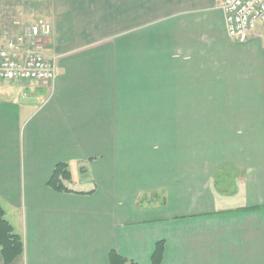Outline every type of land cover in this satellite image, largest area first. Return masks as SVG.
I'll return each instance as SVG.
<instances>
[{"label": "crops", "instance_id": "crops-1", "mask_svg": "<svg viewBox=\"0 0 264 264\" xmlns=\"http://www.w3.org/2000/svg\"><path fill=\"white\" fill-rule=\"evenodd\" d=\"M39 20L56 79L0 81L12 264H264V36L220 0H0V48Z\"/></svg>", "mask_w": 264, "mask_h": 264}, {"label": "built area", "instance_id": "built-area-1", "mask_svg": "<svg viewBox=\"0 0 264 264\" xmlns=\"http://www.w3.org/2000/svg\"><path fill=\"white\" fill-rule=\"evenodd\" d=\"M220 1L231 40L243 44L264 36V0ZM50 33V25L39 20L9 39L0 48V81L53 82L55 64L45 58L40 46Z\"/></svg>", "mask_w": 264, "mask_h": 264}, {"label": "trees", "instance_id": "trees-1", "mask_svg": "<svg viewBox=\"0 0 264 264\" xmlns=\"http://www.w3.org/2000/svg\"><path fill=\"white\" fill-rule=\"evenodd\" d=\"M71 181V175L66 164H60L55 169L53 176L49 182V186L56 191H67L65 182ZM0 248L3 258V264H12L16 259L24 254V242L22 237L17 234L13 226L6 219L5 210L0 204ZM163 244H158L154 257L155 264H159ZM111 262L114 264L116 260L118 264H135L127 260L119 258L114 252L110 256Z\"/></svg>", "mask_w": 264, "mask_h": 264}, {"label": "rangeland", "instance_id": "rangeland-1", "mask_svg": "<svg viewBox=\"0 0 264 264\" xmlns=\"http://www.w3.org/2000/svg\"><path fill=\"white\" fill-rule=\"evenodd\" d=\"M46 23H48L47 21H46ZM49 24V23H48ZM50 25V24H49ZM50 27H51V25H50ZM51 32H52V27H51ZM50 35H51V33H50ZM49 35V36H50ZM48 36V37H49ZM47 38V37H46ZM56 71H57V68H56ZM82 171H78V170H76V169H74L72 172H71V174L70 175H72L71 176V179H73L72 180V183L70 182L69 184H68V186H70V188L71 189H73V190H75V191H83L85 188H87V186H83L82 184V182L80 181L81 180V178H82Z\"/></svg>", "mask_w": 264, "mask_h": 264}, {"label": "water", "instance_id": "water-1", "mask_svg": "<svg viewBox=\"0 0 264 264\" xmlns=\"http://www.w3.org/2000/svg\"><path fill=\"white\" fill-rule=\"evenodd\" d=\"M82 171V173L84 172V170H81Z\"/></svg>", "mask_w": 264, "mask_h": 264}]
</instances>
